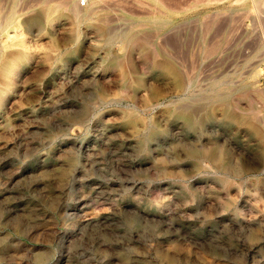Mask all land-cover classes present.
Here are the masks:
<instances>
[{
    "label": "rangeland",
    "instance_id": "rangeland-1",
    "mask_svg": "<svg viewBox=\"0 0 264 264\" xmlns=\"http://www.w3.org/2000/svg\"><path fill=\"white\" fill-rule=\"evenodd\" d=\"M77 2L0 0V264H264V0Z\"/></svg>",
    "mask_w": 264,
    "mask_h": 264
},
{
    "label": "bare ground",
    "instance_id": "bare-ground-1",
    "mask_svg": "<svg viewBox=\"0 0 264 264\" xmlns=\"http://www.w3.org/2000/svg\"><path fill=\"white\" fill-rule=\"evenodd\" d=\"M74 13H75V12H74ZM4 29H6V28L2 27L1 24H0V31L3 32ZM4 32H5V31H4ZM15 38L17 39V35H16V37H14V38L9 37V38L7 39V41L10 42V40H13V39H15ZM20 41H22V40H20ZM0 44H1V43H0Z\"/></svg>",
    "mask_w": 264,
    "mask_h": 264
},
{
    "label": "built area",
    "instance_id": "built-area-1",
    "mask_svg": "<svg viewBox=\"0 0 264 264\" xmlns=\"http://www.w3.org/2000/svg\"><path fill=\"white\" fill-rule=\"evenodd\" d=\"M78 5H86V0H78Z\"/></svg>",
    "mask_w": 264,
    "mask_h": 264
}]
</instances>
